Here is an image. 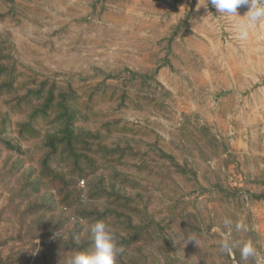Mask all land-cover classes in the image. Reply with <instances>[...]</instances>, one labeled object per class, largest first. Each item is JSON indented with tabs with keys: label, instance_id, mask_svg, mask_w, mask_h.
Here are the masks:
<instances>
[{
	"label": "rangeland",
	"instance_id": "374dc122",
	"mask_svg": "<svg viewBox=\"0 0 264 264\" xmlns=\"http://www.w3.org/2000/svg\"><path fill=\"white\" fill-rule=\"evenodd\" d=\"M204 2L0 0L1 264H67L101 219L117 264L264 256V26Z\"/></svg>",
	"mask_w": 264,
	"mask_h": 264
},
{
	"label": "clouds",
	"instance_id": "9594fccd",
	"mask_svg": "<svg viewBox=\"0 0 264 264\" xmlns=\"http://www.w3.org/2000/svg\"><path fill=\"white\" fill-rule=\"evenodd\" d=\"M211 5L221 16L229 18H241L235 24V31L239 39H247L249 30L264 26V0H205L201 6L205 8ZM247 6L248 10L240 15L238 8ZM229 218L223 220L226 227L232 225ZM236 230H247L241 223H236ZM91 244L88 248L73 252L67 260V264H117V256L123 251L117 244L115 234L104 220H96L89 226ZM194 240V239H193ZM238 247L241 260L254 264H264V256L261 255L251 239L232 241L225 238L220 244V250L231 253Z\"/></svg>",
	"mask_w": 264,
	"mask_h": 264
},
{
	"label": "trees",
	"instance_id": "16d2710c",
	"mask_svg": "<svg viewBox=\"0 0 264 264\" xmlns=\"http://www.w3.org/2000/svg\"><path fill=\"white\" fill-rule=\"evenodd\" d=\"M66 131H67V127H66ZM66 133H69V132H66ZM61 142H62L61 139H50V140L48 141V143H49L48 147L53 148L54 145L59 144V143H61ZM53 150H54V151H53ZM53 150H52L53 152H56L55 149H53ZM53 152H52V153H53ZM47 156H49V154H48ZM0 264H1V262H0Z\"/></svg>",
	"mask_w": 264,
	"mask_h": 264
}]
</instances>
